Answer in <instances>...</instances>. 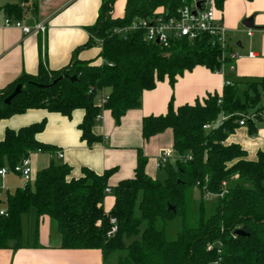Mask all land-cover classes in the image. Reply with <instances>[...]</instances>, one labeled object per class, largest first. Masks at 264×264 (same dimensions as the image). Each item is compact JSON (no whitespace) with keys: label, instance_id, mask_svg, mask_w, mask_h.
Instances as JSON below:
<instances>
[{"label":"trees","instance_id":"trees-1","mask_svg":"<svg viewBox=\"0 0 264 264\" xmlns=\"http://www.w3.org/2000/svg\"><path fill=\"white\" fill-rule=\"evenodd\" d=\"M171 1L124 0L123 16L113 18L109 12L114 0H102L96 22L86 27L89 39L83 46H98L102 63L78 60L76 52L81 47L60 70L49 71L40 63L36 75L22 74L0 91V120L27 109L41 108L66 117L82 109L78 128L81 139L90 146L99 140L92 127L102 110H108L118 124L127 111L140 106L142 93L157 81L167 78L173 86L177 76L197 65L217 71L220 49L210 44L208 36L182 38L162 47L147 42L139 30L125 38L112 33L114 27L128 24L135 16H150ZM215 1L221 9L225 0ZM4 10L14 19L22 17L13 4H6ZM73 75L76 78L71 80ZM225 76L232 78L233 72L226 71ZM18 83L20 92L5 103ZM104 89L109 93L100 105L96 99ZM263 90L264 76L239 79L224 86L220 95L208 93L201 102L178 107L170 100L164 114L143 117L144 140L171 129L175 156L162 167L166 178L159 181L146 174L147 159L138 149L134 175L110 187L114 202L108 211L102 201L115 167L101 173L82 167L80 176L72 177L71 167L51 156L46 167L33 171V182L22 188L0 189V208L7 213L0 215V249L23 247L22 217L33 213L35 240L40 222L49 218L61 248L99 249L103 264H264V150L248 159L239 144L225 143L239 126L241 115L264 111ZM222 114L228 118L216 124ZM252 122H246L250 133L255 131ZM45 123L43 118L17 129L5 128L0 137V167L12 170L37 149L53 154L54 146L36 139ZM207 123L213 125L206 129ZM188 153L189 160L185 159ZM235 175L240 181H249L251 187L240 181L231 185ZM193 188L199 192L196 209ZM206 190L223 192L214 197L209 215L203 199ZM111 216L116 218L117 230L108 236ZM176 217L181 219L180 230L175 239L167 240L156 221L165 223ZM143 222L146 225L140 230ZM236 229L244 234H235ZM138 234V239L126 243ZM208 244L212 249L207 250Z\"/></svg>","mask_w":264,"mask_h":264},{"label":"crops","instance_id":"crops-1","mask_svg":"<svg viewBox=\"0 0 264 264\" xmlns=\"http://www.w3.org/2000/svg\"><path fill=\"white\" fill-rule=\"evenodd\" d=\"M19 0H0V17L6 15L4 6H17ZM28 6L21 20L26 24L43 21L46 25L44 33L22 34L15 27H0V91L22 74L36 75L40 63L49 71L60 70L69 64L77 47L76 58L80 61L102 63L98 57V46L83 47L89 39L86 27L93 25L98 17L102 0H24ZM123 10H116L112 5L110 15L122 17ZM220 16L227 28L228 43L241 57L236 60L232 81L264 76V0H225L220 9ZM252 18L253 28L242 25L246 18ZM246 28L244 30L243 28ZM251 34H247V30ZM254 53L248 57V53ZM228 72V71H227ZM224 75L211 71L202 65L185 70L176 77L173 86L167 78L157 81L150 90L142 93L140 106L127 111L116 124L108 110H102L95 117L92 132L99 140L87 145L81 139L78 128L84 111L75 109L70 117L45 109H27L0 120V137L5 128L17 129L33 122L46 120L43 130L36 134V139L52 145L60 151L62 158L58 163H66L71 167L70 175L78 177L82 167H88L97 173L115 167L108 179L109 188L118 181L131 178L136 166L137 150L141 149L146 157L145 172L155 178V157L162 148H172V131L167 128L147 140L141 133L142 118L148 115L164 114L168 102L173 106L192 104L203 99L208 93L220 95L224 87ZM104 89L102 95L108 96ZM98 98L96 101L98 102ZM261 119L252 122L254 133L249 126L239 125L228 135L225 143H237L247 153L248 159H254L258 150H264V123ZM50 153L34 152L30 155L34 172L46 167L50 161ZM172 158H170L171 160ZM13 181L14 185H10ZM4 183L12 189L22 186L21 179L15 174H7L0 184ZM114 202L112 191L106 192L102 207L108 211ZM22 217L23 247L16 250L0 249V264H103L99 249H65L59 246V236L54 222L43 218L39 224L38 236L35 240L34 227L30 231L29 217ZM46 226H52L49 234ZM54 228V229H53ZM51 231V230H50ZM54 231V233H53ZM31 232V233H30Z\"/></svg>","mask_w":264,"mask_h":264},{"label":"built area","instance_id":"built-area-1","mask_svg":"<svg viewBox=\"0 0 264 264\" xmlns=\"http://www.w3.org/2000/svg\"><path fill=\"white\" fill-rule=\"evenodd\" d=\"M17 7L22 11V16L25 12H28V6L24 0H19ZM220 8L217 7L215 0H172L168 5H160L150 16L146 17H133L130 22L123 26L114 27L113 34L125 38V36L131 31L143 32V37L147 42L159 44L162 47H168L171 43L178 39L185 38L187 40H193L201 35L209 37L210 44L217 46L220 49V61L221 67L216 71L224 75V86L232 84V80L225 76V72H233L235 68V62L241 57V55L228 43L227 28L222 22L220 16ZM110 13V12H109ZM0 27H15L20 29L22 34L31 33H44L46 25L43 21H35L32 24H26L21 19H14L11 16L4 15L0 17ZM247 34L250 35L251 31L248 29ZM97 45L101 44V40L93 38ZM248 57H253L254 53L249 52ZM107 97V96H106ZM106 97L102 94L98 97V102L102 105ZM220 100H218L219 102ZM100 115L98 114L97 117ZM228 115L222 114L216 121V124H221ZM258 119L264 120V111L260 113H248L241 115L237 123L239 125H245L247 120L256 121ZM213 124L207 123L203 127L210 128ZM36 152H41L37 149ZM29 153L26 157L14 166L12 170L7 167H0V178L3 180L7 174H15L22 181V187L27 183L33 182V170L30 162ZM51 156L62 158L63 154L60 151H55ZM175 156V152L172 148H162L155 157V167H163L170 158ZM185 159H191V154L188 153ZM237 176L235 175L234 178ZM198 185V184H197ZM223 187L225 182L222 183ZM0 189H8L7 186L2 183ZM110 188H105V193L109 192ZM223 192L211 193L208 190L204 192L203 198L208 200L216 196H221ZM0 215L6 216L5 208H0ZM109 230L107 235H113L117 230V221L115 217L109 219ZM213 245L208 244L207 250L212 249ZM215 264V263H214Z\"/></svg>","mask_w":264,"mask_h":264},{"label":"rangeland","instance_id":"rangeland-1","mask_svg":"<svg viewBox=\"0 0 264 264\" xmlns=\"http://www.w3.org/2000/svg\"><path fill=\"white\" fill-rule=\"evenodd\" d=\"M123 2H124V0H114L113 5L115 6L116 10H119V11L123 10L122 9L123 8ZM243 29L246 30V28H243ZM199 101L201 102L202 98L199 99ZM258 123H264V120H260ZM55 160H56V158H55ZM155 171H156L155 178L157 180L163 181L166 178V172H165V170L162 167L161 168H156ZM238 181H240V180H238L237 177L233 178L232 181H231V183H232L231 185H234V183H237ZM239 183L244 185L245 187H251V183L249 181H244V182L240 181ZM9 184L12 186V185H14V182L13 181H9ZM9 189L11 190L12 187H10ZM203 199L205 200V198H203ZM192 200H193V208L196 209V207L198 205V201H199V192H198V189H196V188H193ZM205 203H206V207H207L206 212H207V215H209L212 212V206H213V203H214V198H210L208 200H205ZM135 213H136V215H139V211H138L137 208L135 209ZM45 219H48V221H50L49 223L53 222L49 218H45ZM33 224H34V219L30 216L29 217V225H30V231L31 232H32L33 226H34ZM145 225H146V223L143 222L140 225V230H142L145 227ZM45 227H47V229H49L48 232H49V234H51L52 233V226L50 227L49 225L48 226L45 225ZM156 227L164 229L165 237H166L167 240H173V239L176 238V235H177L178 231L180 230L181 219H180V217H176V218H174V219H172L170 221H167L165 223H163L161 220H157L156 221ZM53 233H54V231H53ZM139 236H140V234L136 235L135 237H133L131 239H126V243H128L132 239H138Z\"/></svg>","mask_w":264,"mask_h":264},{"label":"water","instance_id":"water-1","mask_svg":"<svg viewBox=\"0 0 264 264\" xmlns=\"http://www.w3.org/2000/svg\"><path fill=\"white\" fill-rule=\"evenodd\" d=\"M242 25L243 26H245V27H247V28H253V21H252V18L251 17H249V18H246V19H244L243 21H242ZM60 78V77H59ZM76 77L73 75V76H70V79L71 80H74ZM56 80H54L53 82H55ZM21 84L20 83H18V84H16V86L14 87V89H13V91L4 99V102L5 103H9L10 101H11V99L13 98V97H15L19 92H20V90H21ZM262 99H263V101H264V90H263V92H262ZM234 233L235 234H237V235H243L244 234V232L242 231V230H240V229H236L235 231H234Z\"/></svg>","mask_w":264,"mask_h":264}]
</instances>
